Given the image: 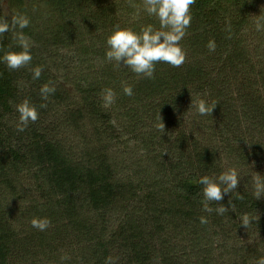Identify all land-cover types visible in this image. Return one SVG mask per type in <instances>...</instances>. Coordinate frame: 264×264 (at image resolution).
Instances as JSON below:
<instances>
[{
  "label": "trees",
  "instance_id": "1",
  "mask_svg": "<svg viewBox=\"0 0 264 264\" xmlns=\"http://www.w3.org/2000/svg\"><path fill=\"white\" fill-rule=\"evenodd\" d=\"M142 4L0 0V17L31 19L24 32L34 42L30 65L0 63V264H105L109 256L114 264H256L264 256V196L254 195L264 182V31L256 28L264 0H196L181 41L186 62L157 64L153 79L105 58L114 25L159 27ZM0 49L20 50L9 33ZM50 82L55 94L43 101ZM106 88L116 93L107 107ZM26 98L39 119L19 132L15 106ZM200 98L213 113L190 110ZM233 167L239 187L220 202L229 210L203 211L199 177ZM34 217L50 227L33 228Z\"/></svg>",
  "mask_w": 264,
  "mask_h": 264
},
{
  "label": "clouds",
  "instance_id": "2",
  "mask_svg": "<svg viewBox=\"0 0 264 264\" xmlns=\"http://www.w3.org/2000/svg\"><path fill=\"white\" fill-rule=\"evenodd\" d=\"M131 2V0H130ZM196 0H143L142 8L149 17H154L159 22L157 28L154 24H147L135 31L131 27H122L119 24L113 26L110 34L106 37L105 58L108 62H115L116 67H126L139 77L153 79L156 66L159 63L168 64L171 67H181L187 59V52L183 48L181 41L188 34L191 27L193 15L192 6ZM131 6L139 10V5L131 3ZM138 14V13H137ZM31 24V19L24 13L13 12L11 18L0 17V36L5 33L11 34L13 42L20 49L3 50L0 55V63L4 64L9 70H19L28 66L33 60L32 48L34 42L30 40L24 29ZM257 31H264V11L257 16ZM226 31H231L228 24ZM207 48L210 52H215L216 42L209 40ZM43 68L36 66L32 69L34 80H39L42 76ZM51 82L44 84L40 88V97L47 101L50 96L55 94L56 88L50 86ZM122 91L126 96H133V87L126 82H122ZM104 105L110 106L115 102L116 93L112 88L102 91ZM46 105L41 104V107ZM195 108L199 116H207L216 109L215 105H210L206 99L200 98L191 100L190 110ZM18 122L17 131L23 132L30 123H35L39 119V111L29 99H24L16 104ZM189 110V111H190ZM163 130V128H162ZM198 183L202 185L203 211L211 213L215 211L223 215L229 210L223 203L225 195L233 193L240 184V174L236 168H228L217 175H203L199 177ZM254 195L257 198L264 196V182H255ZM237 198L243 197L237 192ZM217 202L219 207L213 209L209 206L210 202ZM231 204V200L229 201ZM233 205L231 204V207ZM241 226L246 228L251 224L248 214H243L240 218ZM207 218L200 217V223L206 224ZM51 221L47 217H34L31 226L38 231H46L50 227ZM105 264H114L113 258L109 256ZM256 264H264V256L256 260Z\"/></svg>",
  "mask_w": 264,
  "mask_h": 264
}]
</instances>
